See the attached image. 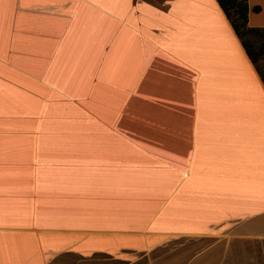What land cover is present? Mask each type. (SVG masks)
I'll use <instances>...</instances> for the list:
<instances>
[{"label":"crops","instance_id":"crops-1","mask_svg":"<svg viewBox=\"0 0 264 264\" xmlns=\"http://www.w3.org/2000/svg\"><path fill=\"white\" fill-rule=\"evenodd\" d=\"M0 264H264V83L216 0H0Z\"/></svg>","mask_w":264,"mask_h":264},{"label":"trees","instance_id":"trees-1","mask_svg":"<svg viewBox=\"0 0 264 264\" xmlns=\"http://www.w3.org/2000/svg\"><path fill=\"white\" fill-rule=\"evenodd\" d=\"M216 2L264 83V69L260 65L264 61V28L248 26L247 0H216ZM253 11L258 13L260 9L254 7Z\"/></svg>","mask_w":264,"mask_h":264},{"label":"rangeland","instance_id":"rangeland-1","mask_svg":"<svg viewBox=\"0 0 264 264\" xmlns=\"http://www.w3.org/2000/svg\"><path fill=\"white\" fill-rule=\"evenodd\" d=\"M248 5L251 8V11H253L254 7H258L260 9V12L256 13L253 11V15H255V19L258 22H264V0H247ZM261 67L264 69L263 64H260Z\"/></svg>","mask_w":264,"mask_h":264}]
</instances>
